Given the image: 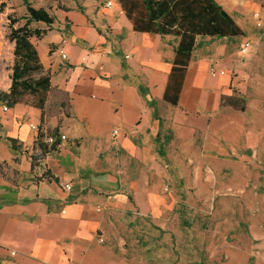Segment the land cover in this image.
<instances>
[{
    "label": "crops",
    "instance_id": "0c3cea01",
    "mask_svg": "<svg viewBox=\"0 0 264 264\" xmlns=\"http://www.w3.org/2000/svg\"><path fill=\"white\" fill-rule=\"evenodd\" d=\"M215 1L243 38L264 23V0ZM59 12L34 26L47 31L32 39L51 77L44 108L0 103V163L13 172L0 175V264H124L110 243L118 221L171 211L191 170L211 171L214 155L238 144L222 124L244 138V124L222 114L235 64L223 40L199 37L172 105L178 38L135 31L118 0ZM56 131L66 139L43 152Z\"/></svg>",
    "mask_w": 264,
    "mask_h": 264
},
{
    "label": "rangeland",
    "instance_id": "374dc122",
    "mask_svg": "<svg viewBox=\"0 0 264 264\" xmlns=\"http://www.w3.org/2000/svg\"><path fill=\"white\" fill-rule=\"evenodd\" d=\"M28 1L55 16L70 6L81 9L87 0ZM12 3L11 11L26 14L23 0ZM224 39L215 40L227 44L226 56L235 64L233 96L245 110L222 105V114L244 124V138L222 124L221 136L236 135L238 144L228 147L230 154L214 155L211 171L191 170L190 185L178 187L171 211L158 219L118 221L110 243L124 264H264V23L246 38ZM246 42L251 47L243 53ZM23 100L39 103L40 97ZM0 172L13 174L4 162Z\"/></svg>",
    "mask_w": 264,
    "mask_h": 264
},
{
    "label": "trees",
    "instance_id": "16d2710c",
    "mask_svg": "<svg viewBox=\"0 0 264 264\" xmlns=\"http://www.w3.org/2000/svg\"><path fill=\"white\" fill-rule=\"evenodd\" d=\"M13 0L0 3V41L3 50L0 58V103L14 108L27 95L40 97L39 108H44L48 91L51 89V77L43 74V66L33 38L41 39L47 31L34 28V23L51 26L54 17L44 8H35L28 0H23L26 14L18 16ZM126 17L137 32L154 33L178 38L175 49L174 66L169 76L164 99L177 105L192 53L197 47L198 38L211 37L243 38L245 32L215 0H118ZM24 21L23 23H21ZM235 96L222 98V105L244 111ZM49 137H57V131ZM42 136H39V139ZM1 139V138H0ZM12 149H16L15 140L9 139ZM59 144H42L43 152L55 150ZM0 175L6 176L0 172ZM47 179H54L47 176Z\"/></svg>",
    "mask_w": 264,
    "mask_h": 264
},
{
    "label": "built area",
    "instance_id": "2783aa9c",
    "mask_svg": "<svg viewBox=\"0 0 264 264\" xmlns=\"http://www.w3.org/2000/svg\"><path fill=\"white\" fill-rule=\"evenodd\" d=\"M107 4H108V6H110L111 5V2H108ZM258 25H261V24L259 23ZM250 47H251L250 43L249 42H246L244 45H242V52L243 53H246L249 50ZM62 57L63 58H66L67 56H66V54L62 53ZM212 74L214 75L215 72H212ZM7 109L8 108L5 106L4 107V110L6 111ZM32 128H34V130H37L38 129L37 126H34V125L32 126ZM115 133H118V131L116 130ZM59 139L60 140H65L66 137L65 136H61V137H49L47 141H48V144H54L57 141H59ZM67 189H71V186L68 185L67 186Z\"/></svg>",
    "mask_w": 264,
    "mask_h": 264
}]
</instances>
